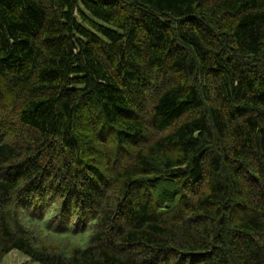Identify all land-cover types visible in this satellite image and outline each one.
I'll list each match as a JSON object with an SVG mask.
<instances>
[{"label": "trees", "instance_id": "obj_1", "mask_svg": "<svg viewBox=\"0 0 264 264\" xmlns=\"http://www.w3.org/2000/svg\"><path fill=\"white\" fill-rule=\"evenodd\" d=\"M12 250L264 264V0H0Z\"/></svg>", "mask_w": 264, "mask_h": 264}, {"label": "rangeland", "instance_id": "obj_2", "mask_svg": "<svg viewBox=\"0 0 264 264\" xmlns=\"http://www.w3.org/2000/svg\"><path fill=\"white\" fill-rule=\"evenodd\" d=\"M64 237L65 238L78 237L75 239H69V240L66 239L65 242L72 241L73 244H77V245L81 244L82 246L85 245L87 241V238L85 237V235L84 236H78V235L71 236L69 234H66ZM2 264H39V263H36L35 261L31 260L30 258H28L27 256H25L19 251L12 250L10 253H8L7 255L3 257Z\"/></svg>", "mask_w": 264, "mask_h": 264}]
</instances>
